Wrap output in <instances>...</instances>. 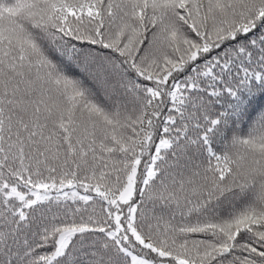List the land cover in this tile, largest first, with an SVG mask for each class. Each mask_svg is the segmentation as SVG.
Here are the masks:
<instances>
[{
  "label": "snow or ice",
  "instance_id": "1",
  "mask_svg": "<svg viewBox=\"0 0 264 264\" xmlns=\"http://www.w3.org/2000/svg\"><path fill=\"white\" fill-rule=\"evenodd\" d=\"M0 264H264V0H0Z\"/></svg>",
  "mask_w": 264,
  "mask_h": 264
}]
</instances>
